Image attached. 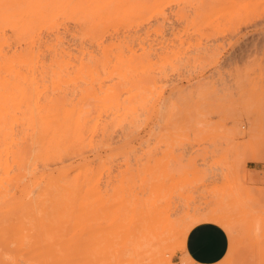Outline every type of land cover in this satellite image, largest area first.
I'll return each instance as SVG.
<instances>
[{
	"label": "rangeland",
	"instance_id": "obj_1",
	"mask_svg": "<svg viewBox=\"0 0 264 264\" xmlns=\"http://www.w3.org/2000/svg\"><path fill=\"white\" fill-rule=\"evenodd\" d=\"M24 1L0 19V264H197L201 222L218 264H264V0Z\"/></svg>",
	"mask_w": 264,
	"mask_h": 264
},
{
	"label": "crops",
	"instance_id": "obj_2",
	"mask_svg": "<svg viewBox=\"0 0 264 264\" xmlns=\"http://www.w3.org/2000/svg\"><path fill=\"white\" fill-rule=\"evenodd\" d=\"M230 238L219 224L201 222L188 233L185 254L197 264H218L227 255Z\"/></svg>",
	"mask_w": 264,
	"mask_h": 264
},
{
	"label": "bare ground",
	"instance_id": "obj_3",
	"mask_svg": "<svg viewBox=\"0 0 264 264\" xmlns=\"http://www.w3.org/2000/svg\"><path fill=\"white\" fill-rule=\"evenodd\" d=\"M24 3H26V1L24 0H0V19L4 22H7V23H11L13 25H17L19 24L18 21H14L15 18L19 17V16H22V14L28 12V10H30L28 7L26 8H21V7H24ZM7 32V30H5ZM7 36V34H6ZM35 35L33 34L32 37H34ZM31 37V39H32ZM8 39V38H7ZM17 40V39H16ZM11 41V40H10ZM41 42V41H40ZM54 45V44H53ZM57 46V45H56ZM6 47V46H5ZM37 47V46H36ZM58 47V46H57ZM1 48V47H0ZM6 49V48H4ZM10 49H13L11 46H10ZM35 49V48H33ZM55 49V46L54 48H52V50ZM59 49V48H58ZM56 49V50H58ZM61 49V48H60ZM60 49L58 51H60ZM7 50V49H6ZM42 50V49H40ZM4 51V50H3ZM9 51V50H8ZM18 51V50H17ZM21 51V50H20ZM38 51V50H36ZM40 52V51H39ZM61 52V51H60ZM18 53V52H17ZM34 53V52H33ZM42 53V51H41ZM58 53V52H56ZM4 54V52H3ZM8 54V53H7ZM58 55V54H57ZM36 57V56H35ZM37 57H40V56H37ZM20 58V57H19ZM1 59V58H0ZM60 59V58H58ZM39 60V59H38ZM66 60V59H65ZM36 62V61H35ZM36 66V65H35ZM9 72V71H8ZM25 73V72H24ZM34 73V72H33ZM36 74V73H35ZM1 75V74H0ZM34 77V76H33ZM2 79V78H1ZM34 79V78H33ZM10 81V79H9ZM6 82V81H5ZM3 82V83H5ZM12 82V81H11ZM11 82H8L11 83ZM33 82V81H32ZM0 85H4V84H0ZM8 90V89H7ZM35 99V98H34ZM264 99V98H263ZM30 104V103H29ZM33 104V102H32ZM36 123V122H35ZM14 136V135H13ZM17 137V136H16ZM21 150V149H20ZM195 225V224H194ZM193 228V227H192ZM190 229V228H189ZM231 230V229H230ZM7 256V255H6ZM189 259V258H188ZM6 260V258H5Z\"/></svg>",
	"mask_w": 264,
	"mask_h": 264
}]
</instances>
